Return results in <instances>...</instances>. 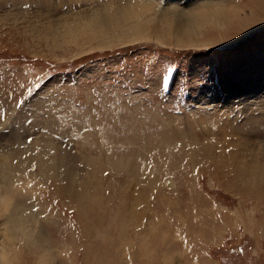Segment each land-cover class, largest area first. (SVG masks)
Listing matches in <instances>:
<instances>
[{
  "label": "rangeland",
  "instance_id": "374dc122",
  "mask_svg": "<svg viewBox=\"0 0 264 264\" xmlns=\"http://www.w3.org/2000/svg\"><path fill=\"white\" fill-rule=\"evenodd\" d=\"M127 1L0 0V187L30 217L11 243L0 219V250L21 264H264V200L231 157L247 136V163L264 151V0L156 1L169 25L235 9L195 46L157 39L160 16L133 43L69 32ZM62 99L109 114L57 119Z\"/></svg>",
  "mask_w": 264,
  "mask_h": 264
},
{
  "label": "bare ground",
  "instance_id": "6f19581e",
  "mask_svg": "<svg viewBox=\"0 0 264 264\" xmlns=\"http://www.w3.org/2000/svg\"><path fill=\"white\" fill-rule=\"evenodd\" d=\"M7 1H10V0H7ZM76 1L78 2L81 0H74V2H76ZM83 1H85V0H83ZM156 1L160 2L161 4L163 1L170 3V4L176 3V0H132L129 2L127 1L128 3L123 5L124 6L123 9H116V11L112 14H109V13L104 14L103 13V15H100V17L97 19L94 18L91 20H87L85 23L76 24L72 28H69V32L72 35H75L77 37L78 36L79 37L85 36V37H88L91 39H103L109 35L114 36L112 34V31H115L116 35H118L120 37L121 41H123V39H125V40H127L128 43H131L132 41H138L139 39L144 38L148 34L149 28H148L147 22H146V18L148 15H149V17L160 16L161 22H155L154 23V26H155L154 31L155 32H157V30L159 31L156 33L157 39L164 41L167 37H173L177 44H185V45L188 44V45L195 46V43L193 42V38L196 36L198 37V35L202 32V30L204 28H206V27L214 28V27L226 26L230 22L228 12H231V13L235 12V9L227 11L228 9L226 10L225 7H223V5H221L219 3H215L212 7L209 6L211 8L207 7V9H204V10L199 9L198 11L196 10V11L190 12L187 15V18L183 19V21H185L183 24H181L179 21H174L175 23H172L169 25L168 22L164 23L163 19H162L165 15H168V14H165V15L164 14H162V15L156 14L157 13V11H156L157 9L155 7ZM178 1L181 2L182 0H178ZM6 3H8V2H6ZM161 23H163V24H161ZM117 40H119V38ZM128 40H130V41H128ZM118 42L119 41H117V43ZM106 44L113 45L114 42H110V43H106ZM121 44H123V43H121ZM101 47H104V46H101ZM238 141H239V143L237 142L238 144H235V147L241 146V149H240L241 151L248 152L249 148L247 147V143L250 141V136L240 138ZM261 147H263V149L262 148L261 149L264 150V145H261ZM258 150H260V147ZM241 151L238 152L236 155L231 156L232 158H234V160L232 162V166L233 165L237 166V168H234V169L236 171L241 172V174L243 173V175H241L242 179H243V177L245 178L249 175V176H251L250 178L252 179L251 183H253V181H256L254 186L259 187V189H258L259 191L257 193V198L260 200H264V151L259 152V153L258 152L253 153V155L250 154L252 156V162L251 163H247L248 162V161H246L247 156L241 155ZM87 159H89V157ZM107 161H109V160H107ZM120 165L122 166V164H120ZM247 166L249 167V169H248L249 172L246 171ZM249 186H250V184H249ZM17 193H19V192H17ZM18 196L20 197V194ZM94 200L96 201L97 199H94ZM0 201L5 202L4 204L0 205L1 224H3L6 227L5 228L6 234H8L7 237L9 238L8 243L9 242L11 243V242H13L12 240H13V236H15V233L20 234V233L25 232L24 231L25 227L23 224L26 222V220L30 219V217L29 218L26 217V219H25V218H22V216H20L19 213L21 211L19 209H20L21 205L19 204V201L16 200V197H14L13 194L10 195V193H5L1 187H0ZM25 210H23V211L25 212ZM263 217H264V214H263ZM27 227H26V229H28ZM147 229L150 230V228H147ZM154 232H156V231H154ZM150 233H152V232L150 231ZM28 241H30V240H28ZM37 242H38V239H37ZM28 243L30 244V242H28ZM32 245L34 246L33 243H32ZM19 246H21V245H19ZM33 246H32V248H33ZM30 247H31V245H30ZM34 249H36V248H34ZM38 249H37V251L39 252ZM2 251L4 252L3 254H2ZM34 251H36V250H34ZM166 251H165V253H166ZM5 252L6 251H4V249L0 250V264H3L4 258L6 257ZM165 253H164V256H165ZM45 257L46 256L41 257L42 262L46 261ZM170 263L171 262H169L168 264H170ZM173 263H174V261H173Z\"/></svg>",
  "mask_w": 264,
  "mask_h": 264
},
{
  "label": "snow or ice",
  "instance_id": "6c2138e0",
  "mask_svg": "<svg viewBox=\"0 0 264 264\" xmlns=\"http://www.w3.org/2000/svg\"><path fill=\"white\" fill-rule=\"evenodd\" d=\"M25 8H29L31 7V5H25ZM65 11H67V8L65 9ZM173 69L169 68L166 69L164 74L162 75V79H161V87L162 88H166L169 85V76L173 73ZM19 103V102H18ZM61 105H65L66 108H62ZM75 109L76 113L81 115L83 119L85 120H91L92 118L97 119L98 121L102 120V119H106L107 115L109 113L106 112V110L104 108H102L100 106V104H96L94 106H92L91 108H85L82 104L77 103L75 100H60L59 103H53L49 109H47L51 115H53L54 117H56L57 119H61L62 116L60 115L61 113H65L67 110H72ZM28 124H31L32 121L31 119H28L26 121ZM85 131H87V128L84 129ZM30 142V141H29ZM229 151H231V149H229ZM82 167V165H81ZM105 176L109 175L108 172L104 173ZM29 187H31V185H29ZM153 199H155V197H153ZM4 201H0V205L4 204ZM55 203H59V201H55ZM32 212L33 213H37L39 214L41 212V209L35 207L34 205L32 206ZM52 209L48 208L46 209L45 213L40 216L41 220L47 221L48 220V214L51 213ZM73 211H75L73 209ZM27 214V213H25Z\"/></svg>",
  "mask_w": 264,
  "mask_h": 264
},
{
  "label": "clouds",
  "instance_id": "9594fccd",
  "mask_svg": "<svg viewBox=\"0 0 264 264\" xmlns=\"http://www.w3.org/2000/svg\"><path fill=\"white\" fill-rule=\"evenodd\" d=\"M3 264H21V261L17 255L13 254L11 258L6 256L4 258Z\"/></svg>",
  "mask_w": 264,
  "mask_h": 264
}]
</instances>
